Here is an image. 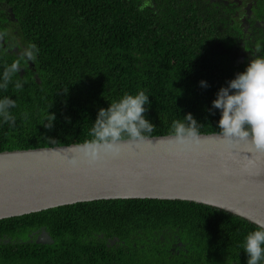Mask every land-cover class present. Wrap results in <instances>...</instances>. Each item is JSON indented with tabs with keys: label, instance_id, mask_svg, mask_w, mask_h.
Here are the masks:
<instances>
[{
	"label": "trees",
	"instance_id": "1",
	"mask_svg": "<svg viewBox=\"0 0 264 264\" xmlns=\"http://www.w3.org/2000/svg\"><path fill=\"white\" fill-rule=\"evenodd\" d=\"M236 5L216 0H0V33H6L0 39V83L5 65L22 48L32 43L39 50L35 62L13 77L22 89L14 90V84L0 89V99L7 96L17 105L10 109L15 123L0 117V152L83 144L91 139L100 108L139 91L150 100L144 115L155 129L148 137L171 135L173 121H184L188 113L200 124V134L218 133L221 111L212 107L218 91L251 59L264 58V27L254 28L241 55L239 37L247 33ZM53 115V126L47 128ZM255 229L229 212L188 201L77 203L1 220L0 264L32 252L37 258L21 262L247 264L241 245ZM42 230L49 235L48 245L36 243V237L26 248L3 242Z\"/></svg>",
	"mask_w": 264,
	"mask_h": 264
},
{
	"label": "water",
	"instance_id": "2",
	"mask_svg": "<svg viewBox=\"0 0 264 264\" xmlns=\"http://www.w3.org/2000/svg\"><path fill=\"white\" fill-rule=\"evenodd\" d=\"M200 137L183 151L169 143L172 135L125 141L117 157L97 165L85 162L84 143L0 152V221L77 203L152 199L264 222V152L250 140L229 147L218 133Z\"/></svg>",
	"mask_w": 264,
	"mask_h": 264
},
{
	"label": "clouds",
	"instance_id": "3",
	"mask_svg": "<svg viewBox=\"0 0 264 264\" xmlns=\"http://www.w3.org/2000/svg\"><path fill=\"white\" fill-rule=\"evenodd\" d=\"M5 35L0 33V39ZM38 51L32 43L22 48L17 58L10 65H5L0 89L7 91L10 84H14V90L22 89L21 81H13V77L22 69H27L30 62H35ZM201 85L208 86L205 81H201ZM149 104V96L139 91L135 95L126 93L118 101L111 102L109 107L100 108L90 131L91 139L80 146L85 162L97 165L108 157H117L125 141L136 146L145 142L148 139L146 134L155 129L144 115L147 111L145 105ZM16 106V101L7 96L0 99V117L5 123H15L10 109ZM212 107L221 111L218 136L227 146L234 147L250 140L257 151L264 152V58L251 59L244 72L238 73L227 87L218 91ZM55 119L53 115L46 127L51 128ZM199 125L191 113L184 116V121H173L169 143L182 151L199 146ZM69 163L75 166L78 161L72 159ZM254 223L256 229L246 235L241 245L248 257L247 264L264 262V222Z\"/></svg>",
	"mask_w": 264,
	"mask_h": 264
},
{
	"label": "flooded vegetation",
	"instance_id": "4",
	"mask_svg": "<svg viewBox=\"0 0 264 264\" xmlns=\"http://www.w3.org/2000/svg\"><path fill=\"white\" fill-rule=\"evenodd\" d=\"M219 3H223L224 5L228 6L230 4H234L237 3L236 7L238 6L239 10L235 9V14L238 15L241 19V23L244 29V32L247 33L246 38L244 37V35L241 37H239V48L241 50V55H245V47L247 45V40L249 39L251 36H253L254 34V28L260 27L263 28L264 27V0H216ZM9 12V11H8ZM9 19H14L13 13L9 12ZM251 20H254V22H251ZM256 20V22H255ZM245 23V24H244ZM243 47V49H242ZM238 48V49H239ZM237 49V50H238ZM36 234H38L37 236H35ZM33 235V236H32ZM33 237H36L35 241L36 243L39 244H43V245H48L50 244L49 242V235L47 234L46 231H41L40 234L38 232H33V234H30L27 238H4L2 240H4L3 242H5V246L9 247V248H14V249H18V248H26L27 245L30 243L31 239ZM6 255V254H5ZM38 254L37 252H32V253H27V254H22L20 253V257L23 258V260H12V261H7L6 259H4V261H2L3 264H24V260L32 257V258H37ZM8 258H16L15 256H9ZM23 261V262H21ZM31 264H37V262H31ZM58 264H62L61 262H59Z\"/></svg>",
	"mask_w": 264,
	"mask_h": 264
}]
</instances>
